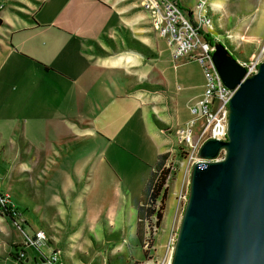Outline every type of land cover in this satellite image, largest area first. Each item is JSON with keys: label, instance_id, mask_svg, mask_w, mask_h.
Returning <instances> with one entry per match:
<instances>
[{"label": "crops", "instance_id": "1", "mask_svg": "<svg viewBox=\"0 0 264 264\" xmlns=\"http://www.w3.org/2000/svg\"><path fill=\"white\" fill-rule=\"evenodd\" d=\"M174 1L188 13L197 3ZM206 1L216 29L232 31L235 38L256 37V24L244 28V23H237L239 9L231 0ZM141 4L142 0H42L28 20L6 11L0 15V151H30V160L41 166L32 190L39 228L32 236L42 231L50 251L60 252L64 264L155 261L143 255L136 218L152 166L111 161L118 149H124L120 134L135 117L134 95L126 90L141 58L131 51L96 57L84 50L86 42L106 38L114 43L120 30L157 46L161 39L151 42L149 14ZM229 21L232 27L227 31ZM120 99L128 108L122 116L117 112ZM161 146L159 155L166 152L163 137ZM75 150L83 152L66 161ZM20 220L23 229L28 228ZM13 248L0 241V264H22L14 259ZM153 251L156 258L164 256L162 237ZM27 262L25 254L23 264ZM44 262L42 257L34 261Z\"/></svg>", "mask_w": 264, "mask_h": 264}, {"label": "rangeland", "instance_id": "2", "mask_svg": "<svg viewBox=\"0 0 264 264\" xmlns=\"http://www.w3.org/2000/svg\"><path fill=\"white\" fill-rule=\"evenodd\" d=\"M41 1L15 0L12 3L10 0H0V15L6 11L10 17L22 21L28 20ZM147 1L152 0H142L141 6L149 14L151 42L161 39L157 42V46L154 43L149 45L147 42H140L125 32L126 30H120L114 41L115 44L108 39L112 48L109 47L107 41L100 40L98 42H86L84 50L96 57H115L120 56L123 52L131 51L136 57L141 58L140 66L133 69L134 76L130 80L132 84L127 86L128 89L126 90L134 95L135 117L130 128L120 134L124 149H118L111 161H144L153 167L156 157L162 149L161 139L163 137L166 148L164 154H168V159L164 164V169L168 170L167 200L163 206V221H161L160 226L157 229L152 226L151 229L147 228V231L152 233V237L149 247H145L146 254L144 255L149 260L151 258L160 260V258L155 257L153 247L156 240L158 241L162 237L163 255H165L169 242L172 239L175 242L184 210V208L177 209L176 196L180 190L188 193L190 173H185V156L178 145L176 131L186 128L189 124L192 117L189 115L187 106L199 98L196 99V96L203 91L205 79L199 64L195 60L187 57L173 59L164 40L153 28L154 20H151V10L149 9V11L146 7ZM231 2L239 9L237 23H244L246 25L244 28H249L253 24L257 25L256 37L245 35L242 38H235L231 36L232 31L226 32L222 28H220L221 30L216 29V22L210 18L215 30L212 33L215 37V43H222L231 56L240 63H252L257 58L261 63L264 59V0H231ZM157 3L159 8H163L166 3L174 4L187 16H192L195 11L194 9L191 13L185 12L174 0L157 1ZM156 10H158L157 5L154 13ZM231 27L232 22L229 21L227 31L231 30ZM133 41H136L137 45ZM138 50H141L142 53H139ZM99 51H103L104 54H100ZM118 104L117 112L119 116H122L128 108L122 107L121 99ZM120 118L119 123L121 124L123 118ZM134 121L136 123L133 128ZM202 131V122H197L193 128L194 139L200 138ZM75 151L67 155L66 161L71 162L78 153L83 152V150ZM88 152L92 154L93 149L87 150L86 154ZM30 157H32L30 151L24 149L0 151V190L9 194L11 204L20 214V216L13 215L10 210L12 220L0 214V241L5 240L8 247L14 246L12 249L14 257L18 256V250L23 248L21 245L23 234L32 237V231L39 228L35 219L34 205L36 200L32 195V190H36V172L41 166H35ZM23 166L28 167V169H23ZM145 168L147 170V166ZM61 169L64 170L65 168L62 167ZM120 188L122 190V187ZM21 217L28 224V228L24 227L23 229ZM13 243L15 245H12ZM49 250V246H42L40 249L25 248L24 252L29 258L27 264L39 263L41 255L46 257L49 255ZM138 253L142 257L140 250ZM42 259L45 261L44 257ZM154 263L155 261L152 264Z\"/></svg>", "mask_w": 264, "mask_h": 264}, {"label": "water", "instance_id": "3", "mask_svg": "<svg viewBox=\"0 0 264 264\" xmlns=\"http://www.w3.org/2000/svg\"><path fill=\"white\" fill-rule=\"evenodd\" d=\"M211 59L235 90L226 140L200 147L170 264H264V59L247 78L222 43Z\"/></svg>", "mask_w": 264, "mask_h": 264}, {"label": "built area", "instance_id": "4", "mask_svg": "<svg viewBox=\"0 0 264 264\" xmlns=\"http://www.w3.org/2000/svg\"><path fill=\"white\" fill-rule=\"evenodd\" d=\"M157 1L146 2L147 9L151 10V20L153 28L157 31L167 45L173 59L184 57L195 60L204 75L205 84L200 97L188 106L189 115L192 117L186 128L176 131L178 145L182 150L186 174H189L192 166L202 161L198 152L202 144L208 139L218 141L226 140L228 104L232 99L235 90H230L222 83L211 59L214 51L215 37L212 21L208 16L206 0H197L195 11L192 16H187L174 4L166 3L163 8H159ZM157 3V4H156ZM156 5L158 10L155 11ZM1 8V6H0ZM149 10V11H150ZM208 38H206L207 36ZM246 71L245 78L257 72L260 61L257 59L252 63H240ZM202 122L203 131L200 138L194 139L193 128L197 122ZM220 152L218 159H222ZM188 193L180 190L176 196L177 209H183L187 201ZM0 206L10 208L13 215H18V211L11 204L10 196L0 190ZM18 227V226H17ZM19 228V227H18ZM23 233V231H20ZM23 248L20 249L17 261L23 264L25 258V248L40 249L42 246H49L48 239L42 231L34 233L32 237L23 234L21 242ZM174 240L169 242L165 255L160 260H155L154 264H170L171 252ZM44 257L46 264H64L60 259V252L50 251Z\"/></svg>", "mask_w": 264, "mask_h": 264}, {"label": "trees", "instance_id": "5", "mask_svg": "<svg viewBox=\"0 0 264 264\" xmlns=\"http://www.w3.org/2000/svg\"><path fill=\"white\" fill-rule=\"evenodd\" d=\"M2 24L3 22L0 19V27ZM206 38H208V36ZM105 41H107L109 47L112 48L110 41L106 38ZM133 43L137 45L136 41H133ZM99 52L100 54H104L103 51ZM138 52L142 53L141 50H138ZM167 159L168 154H162L157 157L156 162L152 167V171L143 187L140 203L137 208L136 218L138 224V239L143 255L146 254L145 247H149L151 244L152 233H149L147 228L151 229L152 226L157 229L163 218V206L167 200L166 182L168 178V170L164 169V164ZM0 214H3L11 220L13 219L10 208L7 206H0ZM14 259H16V257H14Z\"/></svg>", "mask_w": 264, "mask_h": 264}, {"label": "bare ground", "instance_id": "6", "mask_svg": "<svg viewBox=\"0 0 264 264\" xmlns=\"http://www.w3.org/2000/svg\"><path fill=\"white\" fill-rule=\"evenodd\" d=\"M171 257H172V252H171Z\"/></svg>", "mask_w": 264, "mask_h": 264}]
</instances>
